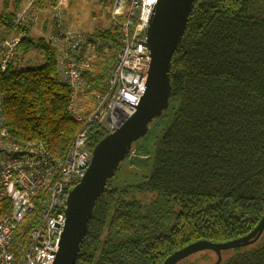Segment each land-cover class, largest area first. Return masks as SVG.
Returning <instances> with one entry per match:
<instances>
[{
  "label": "trees",
  "instance_id": "16d2710c",
  "mask_svg": "<svg viewBox=\"0 0 264 264\" xmlns=\"http://www.w3.org/2000/svg\"><path fill=\"white\" fill-rule=\"evenodd\" d=\"M55 2L36 0V7ZM22 3L0 13L12 35H23L15 61L0 72L3 116L14 139L41 142L64 159L80 126L68 116L70 89L59 82L55 49L34 38L32 26L15 24ZM94 35L103 42L84 79L101 92L121 37L116 27ZM32 51L40 64H16ZM170 78L173 114L148 157L150 170L133 180L120 165L95 205L76 264H162L199 241L245 237L264 216V0H195ZM106 136L91 126L92 147ZM230 251L220 264H264V232ZM207 253L216 256L201 252L186 264H216Z\"/></svg>",
  "mask_w": 264,
  "mask_h": 264
},
{
  "label": "built area",
  "instance_id": "2783aa9c",
  "mask_svg": "<svg viewBox=\"0 0 264 264\" xmlns=\"http://www.w3.org/2000/svg\"><path fill=\"white\" fill-rule=\"evenodd\" d=\"M156 2L111 0L110 27L118 28L121 47L101 92L90 90L84 73L94 70L102 39L66 26L68 0L52 4L50 32L45 38L56 51L59 82L70 89L68 116L80 127L68 155L58 159L41 142H20L12 137L0 96V264L53 263L66 220L68 194L92 160L91 126H98L106 135L114 133L135 113L130 104L137 106L144 91L149 66L148 21ZM37 16L36 0H27L15 24L33 26ZM22 39V34L12 35L0 23V72L15 61ZM83 160L87 165L82 170Z\"/></svg>",
  "mask_w": 264,
  "mask_h": 264
},
{
  "label": "water",
  "instance_id": "95a60500",
  "mask_svg": "<svg viewBox=\"0 0 264 264\" xmlns=\"http://www.w3.org/2000/svg\"><path fill=\"white\" fill-rule=\"evenodd\" d=\"M195 0H157L148 21L147 46L149 66L146 84L135 113L112 134L104 137L92 150V160L78 185L66 200V220L59 239V249L52 264H76L90 219L98 199L108 183L132 152L133 145L143 139L153 121L161 118L170 107L172 94L170 69L174 55L187 29ZM142 44H146L141 42ZM142 56V55H140ZM125 102V101H124ZM127 103V102H126ZM87 162L83 160L80 169ZM59 228V224L54 223ZM264 232V216L247 236L227 242L199 241L173 253L162 264H179L201 252L212 251L217 263L222 252L245 247ZM52 254H55L51 251Z\"/></svg>",
  "mask_w": 264,
  "mask_h": 264
},
{
  "label": "rangeland",
  "instance_id": "374dc122",
  "mask_svg": "<svg viewBox=\"0 0 264 264\" xmlns=\"http://www.w3.org/2000/svg\"><path fill=\"white\" fill-rule=\"evenodd\" d=\"M27 5V0L23 3L17 14ZM15 0H0V13L14 12ZM111 11V0H68V5L65 9V23L66 26L75 32L93 34L97 30L110 28L109 14ZM52 19L51 6L38 9L37 21L32 26L31 35L34 38L43 37L41 30L44 25L49 23ZM21 60V62H20ZM42 61L37 52L32 51L25 57H18L16 64L24 66H35ZM173 114L170 108L164 113L163 117L154 122L147 133V135L138 141L134 149L126 161L122 164L121 173L131 175L132 179H141L146 176L150 170L151 157L155 152L156 145L162 135L163 130L168 126L169 120ZM145 166L136 165L137 161H146ZM127 176V175H126ZM206 254V253H205ZM213 261L216 256L213 253H207ZM231 251L225 252L222 256L226 258ZM202 254L191 256L180 264L193 263L201 257ZM199 264H207L200 262Z\"/></svg>",
  "mask_w": 264,
  "mask_h": 264
},
{
  "label": "crops",
  "instance_id": "0c3cea01",
  "mask_svg": "<svg viewBox=\"0 0 264 264\" xmlns=\"http://www.w3.org/2000/svg\"><path fill=\"white\" fill-rule=\"evenodd\" d=\"M49 32H50V27H49V23H47L46 25L43 26V28L41 30L42 36L46 37ZM79 33H81V32H79ZM84 34H88V33H84Z\"/></svg>",
  "mask_w": 264,
  "mask_h": 264
}]
</instances>
